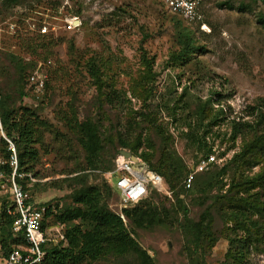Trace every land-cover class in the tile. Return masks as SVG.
I'll list each match as a JSON object with an SVG mask.
<instances>
[{"label": "rangeland", "instance_id": "obj_1", "mask_svg": "<svg viewBox=\"0 0 264 264\" xmlns=\"http://www.w3.org/2000/svg\"><path fill=\"white\" fill-rule=\"evenodd\" d=\"M198 14V19L187 22L158 0H23L10 8L0 6V52L15 55L31 67L42 57L51 60L44 88L37 93L27 86L25 71V75L19 74L0 62V87L9 102L35 110L53 129L45 136L47 152L40 153L34 168L37 175H27L31 200L68 204L74 185L72 169L84 166L83 149L59 119L69 106L79 119L90 118L96 124L102 144L97 168L104 171L111 167L119 148L117 135L139 137L142 142L137 154L146 151L153 160L161 157V148L169 140L177 159L187 170L191 168L198 150L183 133L187 122L200 118L196 111L202 106L199 134L217 112V104L208 102L214 91L223 95V113L208 127L209 144L224 146L232 153L242 149L252 131L230 139L231 119L247 120L256 132H264V28L258 21V16L264 15V5L260 0H203ZM73 15L79 23L65 30L64 18ZM43 19L57 26L56 36L38 49L42 55L29 54L23 45L35 36L36 22ZM176 22L190 30L201 46L184 63L174 59L178 50ZM108 89L117 95L112 105L104 98ZM255 108L256 115L262 113L260 117L254 114ZM243 158L240 155L228 161L223 173L216 179L211 177L204 193L194 186L181 191L176 199L162 178L159 190L145 199L158 209H167L169 218L164 224L136 228L124 218L130 234L152 256L154 264H228V237L235 232L245 234L249 241L240 264H264V211H253L251 216L258 225L243 223V229L235 227L237 221L228 215L232 203L244 208L264 203V180L253 187L246 181L260 178L264 158L248 162ZM85 179L91 185L100 186L105 181L112 187L105 174H90ZM4 199L0 194V202ZM106 202L116 212L122 208L113 192ZM182 206L193 221L208 211L207 225L214 239L202 248H193L179 225ZM53 223L52 217L46 218L47 226ZM249 228L250 233L246 232ZM118 262L121 260L111 256L88 264Z\"/></svg>", "mask_w": 264, "mask_h": 264}, {"label": "trees", "instance_id": "obj_2", "mask_svg": "<svg viewBox=\"0 0 264 264\" xmlns=\"http://www.w3.org/2000/svg\"><path fill=\"white\" fill-rule=\"evenodd\" d=\"M22 1L2 0L1 6L10 8ZM260 1L264 5V0ZM258 21L264 28V15H259ZM174 35L178 45L174 59L179 60L181 63H184L191 55L201 49V46L195 41L193 33L186 27L180 26L178 22H176L174 28ZM0 59L1 63L7 64L13 70L18 71L19 74L22 72L24 74V71L27 74V69L30 70L31 68L30 63L22 62L12 54L0 52ZM90 66L95 71L93 65L91 64ZM21 95L23 96L25 93L22 92ZM222 96L217 91L212 93L208 102L216 103L218 110L209 118L208 124H206L200 134L199 129L202 127L201 121L204 117L203 106L196 111V114L200 115L197 122L186 123L187 130L183 133L184 138L191 145L196 146L198 150L193 165L203 155L211 151L212 145L207 142L206 133L208 132V127L217 121L218 115L223 113L221 107ZM104 98L107 103L112 105L117 99L115 90H106ZM257 113L258 109L255 110L254 114L256 115ZM261 114L259 113L256 116L260 117ZM59 119L68 133L83 149L84 166L78 165L72 169L75 173L71 176L74 185L68 194V204L59 205L50 201L38 202L45 207L44 216L46 218L50 216L56 223L64 225L63 240H57L54 243L46 242L41 245L44 254L38 264H88L111 256L114 259L121 260L117 264H154L152 256L130 234L127 224L136 228L164 224L169 218L167 209L163 208V206L158 209L156 205H151L149 201L146 202V199H143L133 205L121 208V213L127 220L126 224L118 213L107 205L106 200L112 192L118 197L114 189L105 181L98 186L88 184L85 179L86 175L98 174L103 176L105 172L97 168L99 162H101L100 152L102 144L96 124L90 118L79 119L71 106L65 112H61ZM0 124L5 138L9 139L14 147L16 165L13 178L28 191L27 175H37L34 168L39 160L40 153L47 152L45 136L47 133H52L53 129L35 110L27 106L10 103L9 98L2 92L1 87ZM250 130L252 131L250 139L242 143V149L239 152L232 153L231 157L222 163H212L208 169L197 172L189 188L184 187L183 181L192 167L187 170L183 162L177 159L175 151L169 145V140L161 148V157H155V160L146 151H141L137 154V147L142 142L139 137L130 139L128 136L117 135V143L119 148H125L132 154L142 157L149 169L164 178L169 188L173 189L175 198L179 199L178 195L180 193L190 191L194 186H197V189L201 190V192H206L210 180L212 178L216 179L220 173L226 170L228 161H234L240 155L244 156L243 159L247 162L254 159V157L264 158V132L258 133L252 129L251 122L231 119L228 136L233 139L241 132ZM215 137L218 138V136ZM5 138L0 135V171L10 175L13 170V166L10 164L12 151L8 149V142ZM165 138L167 139L166 136ZM144 141L146 145L150 146L149 141ZM219 165V171L213 172V169ZM112 167L113 159L111 167H108L106 171L111 170ZM18 174H23V176ZM246 179L248 183H253L251 187L260 185V179L264 180V169L260 178L250 177ZM51 183L52 185L56 184L54 181ZM155 190L154 188H149L148 195L155 194ZM231 205L233 208L231 212H228V215L231 219L237 221L235 227L243 229L241 225L243 223H250L251 227L258 225V220L252 218L251 215L253 211L263 212L264 203L259 205L251 203L248 208L236 203ZM6 206L4 199L0 202V234L4 235V237L0 238V257L5 256L14 245L24 244L21 232H13L11 230L12 217L6 213ZM186 213L185 206H182L183 217L179 225L182 226L183 232L189 235L187 239L191 241V246L193 248H202L209 240L214 239L210 226L207 225L210 218L208 211L204 210L197 221L191 220ZM246 232L250 233V228ZM228 242L229 246L226 253V257L230 258V263L228 264H240L248 247V236L245 234L241 236V234L235 232L233 236L228 237Z\"/></svg>", "mask_w": 264, "mask_h": 264}, {"label": "built area", "instance_id": "obj_3", "mask_svg": "<svg viewBox=\"0 0 264 264\" xmlns=\"http://www.w3.org/2000/svg\"><path fill=\"white\" fill-rule=\"evenodd\" d=\"M167 10L177 14L187 22L199 18L198 6L203 0H158ZM2 0H0L1 6ZM79 23L76 15L64 18L62 27L65 30L73 29ZM205 25V24H202ZM11 29L13 25L11 24ZM57 26L45 19L36 22L35 36L30 37L24 43V47L30 54H41L38 49L47 46L56 36ZM42 55V54H41ZM39 57V55H38ZM37 60L26 74V84L33 92H41L47 80L51 60L46 57ZM27 61L28 57L25 58ZM0 134L5 138L0 124ZM8 142V149L12 151L10 164L13 170L10 175L0 171V194L5 195V201L10 202L5 211L12 217L11 230L21 232L24 244H16L5 256L0 257L1 264H38L43 258L41 245L51 240H63V224H45V207L31 200V197L22 185L13 178L16 159L12 142ZM119 149L113 158V167L104 174L110 179L113 189L117 192L121 207L133 205L148 196L149 188L159 190L162 177L149 169L148 165L134 154V158L122 153ZM230 152V153H228ZM232 150H224V146H212L211 151L203 155L197 163L187 172L183 185L189 188L197 172L208 169L212 163H222L231 157ZM21 176V174H18ZM124 220L121 209L117 212Z\"/></svg>", "mask_w": 264, "mask_h": 264}, {"label": "water", "instance_id": "obj_4", "mask_svg": "<svg viewBox=\"0 0 264 264\" xmlns=\"http://www.w3.org/2000/svg\"><path fill=\"white\" fill-rule=\"evenodd\" d=\"M122 153L125 155V156H129L130 158H134V156L130 153V151L128 150H122Z\"/></svg>", "mask_w": 264, "mask_h": 264}, {"label": "crops", "instance_id": "obj_5", "mask_svg": "<svg viewBox=\"0 0 264 264\" xmlns=\"http://www.w3.org/2000/svg\"><path fill=\"white\" fill-rule=\"evenodd\" d=\"M1 264V263H0Z\"/></svg>", "mask_w": 264, "mask_h": 264}]
</instances>
